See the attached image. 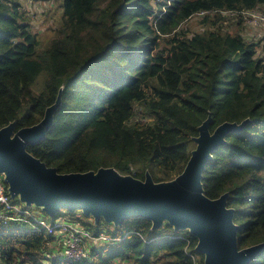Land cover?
Instances as JSON below:
<instances>
[{
  "label": "trees",
  "instance_id": "1",
  "mask_svg": "<svg viewBox=\"0 0 264 264\" xmlns=\"http://www.w3.org/2000/svg\"><path fill=\"white\" fill-rule=\"evenodd\" d=\"M20 1L0 0V128L37 124L63 86L52 128L28 150L61 173L114 167L159 182L184 170L209 115L211 132L249 118L213 152L203 188L229 194L240 249L264 242V54L247 31L264 0H63L46 42ZM195 14L201 30L182 28ZM42 215L87 231V256L65 259V235L36 229L30 212L0 225L1 264H205L197 237L169 223L130 219L106 234L80 210ZM250 264H264V248Z\"/></svg>",
  "mask_w": 264,
  "mask_h": 264
},
{
  "label": "water",
  "instance_id": "2",
  "mask_svg": "<svg viewBox=\"0 0 264 264\" xmlns=\"http://www.w3.org/2000/svg\"><path fill=\"white\" fill-rule=\"evenodd\" d=\"M63 86L40 122L16 130V121L0 128V173L12 199L37 207L50 217L58 212L82 211L96 225L102 219L114 226L145 218L155 227L169 223L197 237L196 251L205 264H250L264 242L240 249L239 226L234 209L227 206L228 193L211 199L204 193L203 172L214 160L213 152L226 144V135L241 131L250 122H224L211 132L209 115L193 137L195 148L184 170L171 180L155 181L149 171L140 179L114 167L86 172L61 173L33 155L29 145L41 143L52 128L62 104Z\"/></svg>",
  "mask_w": 264,
  "mask_h": 264
},
{
  "label": "rangeland",
  "instance_id": "3",
  "mask_svg": "<svg viewBox=\"0 0 264 264\" xmlns=\"http://www.w3.org/2000/svg\"><path fill=\"white\" fill-rule=\"evenodd\" d=\"M23 10L26 12L28 17L30 18V22L32 23V31L38 34L44 42L50 40L54 37L53 30L56 28L58 24V19L63 15V0H21ZM60 6V7H59ZM60 11V15L57 13ZM259 14L264 15V8L256 9V12H252L254 19H248L253 25L248 24V34L250 35L252 40H256L260 42V47L258 50L259 53L264 54V20L262 19L263 15H261V21L255 17ZM231 18V17H229ZM202 19V16L195 14L192 18H190L182 28H189L192 31L201 30V26L199 21ZM23 208L28 209L35 216L40 219L45 218L40 210L36 208L27 207L25 204L17 201ZM68 218V217H67ZM47 223H51L53 221L44 219ZM63 221H67V219H61ZM104 233L108 234V231L114 232L116 231V227L114 225H105L104 229H102ZM86 244V242L84 243ZM87 256V253L84 252V257ZM1 264V263H0Z\"/></svg>",
  "mask_w": 264,
  "mask_h": 264
},
{
  "label": "built area",
  "instance_id": "4",
  "mask_svg": "<svg viewBox=\"0 0 264 264\" xmlns=\"http://www.w3.org/2000/svg\"><path fill=\"white\" fill-rule=\"evenodd\" d=\"M264 20V15L262 17ZM18 199H12L8 185L4 180L3 174L0 173V225H11L12 222H20L22 215H30L28 209L23 208ZM24 204V203H23ZM36 229L43 227L50 233H62L65 235V247L63 249L64 258L69 261H79L84 257L83 237H89V233L76 225L69 222L58 220L47 223L44 219H36Z\"/></svg>",
  "mask_w": 264,
  "mask_h": 264
}]
</instances>
